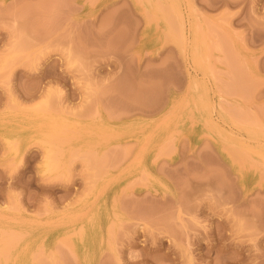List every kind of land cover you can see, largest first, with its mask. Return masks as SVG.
Returning <instances> with one entry per match:
<instances>
[{
	"label": "rangeland",
	"instance_id": "374dc122",
	"mask_svg": "<svg viewBox=\"0 0 264 264\" xmlns=\"http://www.w3.org/2000/svg\"><path fill=\"white\" fill-rule=\"evenodd\" d=\"M0 264H264V0H0Z\"/></svg>",
	"mask_w": 264,
	"mask_h": 264
},
{
	"label": "bare ground",
	"instance_id": "6f19581e",
	"mask_svg": "<svg viewBox=\"0 0 264 264\" xmlns=\"http://www.w3.org/2000/svg\"><path fill=\"white\" fill-rule=\"evenodd\" d=\"M43 163H44V166H47V165H45V164H46V161H44ZM43 163H42V165H43ZM48 165H49V164H48ZM44 168H45V167H44ZM48 168H49V167H48ZM49 169H50V168H49ZM43 171L45 172V171H46V168H45V170H44V169L42 170V173H44Z\"/></svg>",
	"mask_w": 264,
	"mask_h": 264
}]
</instances>
